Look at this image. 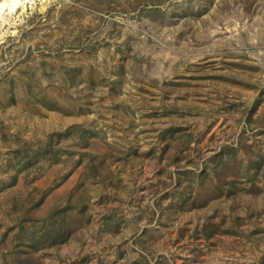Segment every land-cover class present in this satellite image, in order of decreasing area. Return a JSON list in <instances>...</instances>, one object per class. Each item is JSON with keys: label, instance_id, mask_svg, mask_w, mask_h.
<instances>
[{"label": "rangeland", "instance_id": "obj_1", "mask_svg": "<svg viewBox=\"0 0 264 264\" xmlns=\"http://www.w3.org/2000/svg\"><path fill=\"white\" fill-rule=\"evenodd\" d=\"M0 264H264V0H0Z\"/></svg>", "mask_w": 264, "mask_h": 264}, {"label": "bare ground", "instance_id": "obj_2", "mask_svg": "<svg viewBox=\"0 0 264 264\" xmlns=\"http://www.w3.org/2000/svg\"><path fill=\"white\" fill-rule=\"evenodd\" d=\"M18 0H12V6H15L16 3H17ZM7 5V3H3L1 6H0V9H2L3 7H5Z\"/></svg>", "mask_w": 264, "mask_h": 264}]
</instances>
